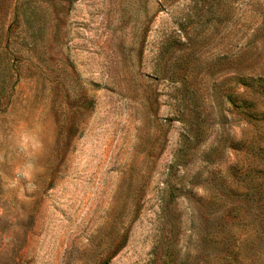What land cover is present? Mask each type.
<instances>
[{
	"label": "rangeland",
	"instance_id": "1",
	"mask_svg": "<svg viewBox=\"0 0 264 264\" xmlns=\"http://www.w3.org/2000/svg\"><path fill=\"white\" fill-rule=\"evenodd\" d=\"M0 264H264V0H0Z\"/></svg>",
	"mask_w": 264,
	"mask_h": 264
}]
</instances>
